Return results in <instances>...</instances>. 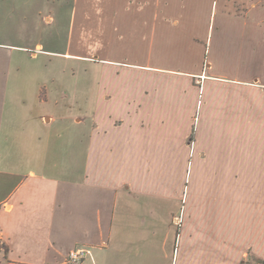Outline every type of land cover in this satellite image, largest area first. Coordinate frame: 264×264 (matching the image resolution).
Listing matches in <instances>:
<instances>
[{"label":"crops","instance_id":"1","mask_svg":"<svg viewBox=\"0 0 264 264\" xmlns=\"http://www.w3.org/2000/svg\"><path fill=\"white\" fill-rule=\"evenodd\" d=\"M34 15L46 44L0 42V264L78 247L83 264H264V0ZM20 53L85 70L46 89Z\"/></svg>","mask_w":264,"mask_h":264},{"label":"rangeland","instance_id":"2","mask_svg":"<svg viewBox=\"0 0 264 264\" xmlns=\"http://www.w3.org/2000/svg\"><path fill=\"white\" fill-rule=\"evenodd\" d=\"M55 2L56 0H0V42L17 43L23 40L26 45H33L34 40L38 39L46 44L49 39L50 27H44L43 32L40 29L36 32L34 27L39 26L41 18L39 19L34 14L38 10L48 12L55 7ZM20 54L22 58L19 64L22 66V71L39 76L47 85L46 89L52 87L50 80H48L51 74L57 73L65 76L73 72L78 76L85 70L81 63L67 62L57 57L40 55L37 59H32L28 53ZM89 70L92 73L98 71L93 66ZM29 82L34 83V80Z\"/></svg>","mask_w":264,"mask_h":264},{"label":"built area","instance_id":"3","mask_svg":"<svg viewBox=\"0 0 264 264\" xmlns=\"http://www.w3.org/2000/svg\"><path fill=\"white\" fill-rule=\"evenodd\" d=\"M90 255H91V251L89 248L78 247L67 255L65 263L66 264H83L86 260V257ZM245 264H262V263L251 261V260H246Z\"/></svg>","mask_w":264,"mask_h":264}]
</instances>
